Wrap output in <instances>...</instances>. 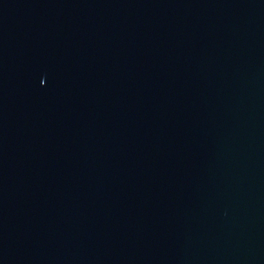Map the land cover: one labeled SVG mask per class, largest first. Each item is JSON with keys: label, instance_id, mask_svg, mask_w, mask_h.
<instances>
[{"label": "water", "instance_id": "obj_1", "mask_svg": "<svg viewBox=\"0 0 264 264\" xmlns=\"http://www.w3.org/2000/svg\"><path fill=\"white\" fill-rule=\"evenodd\" d=\"M0 264H264V0H0Z\"/></svg>", "mask_w": 264, "mask_h": 264}]
</instances>
